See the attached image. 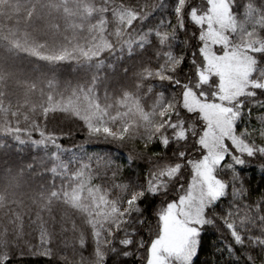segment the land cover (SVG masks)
Listing matches in <instances>:
<instances>
[{
  "label": "snow or ice",
  "instance_id": "1",
  "mask_svg": "<svg viewBox=\"0 0 264 264\" xmlns=\"http://www.w3.org/2000/svg\"><path fill=\"white\" fill-rule=\"evenodd\" d=\"M26 254L264 264V0H0V264Z\"/></svg>",
  "mask_w": 264,
  "mask_h": 264
},
{
  "label": "trees",
  "instance_id": "2",
  "mask_svg": "<svg viewBox=\"0 0 264 264\" xmlns=\"http://www.w3.org/2000/svg\"><path fill=\"white\" fill-rule=\"evenodd\" d=\"M35 61L32 60H28L25 59L23 60V65L25 67V69H27L29 67V65L31 63H34ZM60 73V77L61 79L64 80H74L76 78V74L73 72L72 70V66L71 65H64L61 69L58 70ZM57 119H59V117H57ZM55 126V121H53L52 124H50V127ZM77 141H82L83 140V136H77L76 137ZM63 143L67 144V141H63ZM99 149H94L92 147H88L87 151L92 152V151H98ZM112 151L114 154H118L121 155V158H123V154L119 153L117 151V149L115 147L112 148ZM253 184H257L259 183V171H257L256 176L253 177ZM27 235L25 237H23V241H27L31 244H37L38 240L36 237V233L35 231H33L32 229H29L26 227L25 229ZM22 241V242H23ZM26 253L29 251L28 249H25ZM18 264H50L49 260L43 258V257H39V256H32L30 254H26L24 255L19 261Z\"/></svg>",
  "mask_w": 264,
  "mask_h": 264
}]
</instances>
